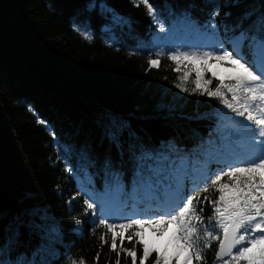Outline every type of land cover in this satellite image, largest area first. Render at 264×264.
Here are the masks:
<instances>
[{"label": "snow or ice", "instance_id": "obj_1", "mask_svg": "<svg viewBox=\"0 0 264 264\" xmlns=\"http://www.w3.org/2000/svg\"><path fill=\"white\" fill-rule=\"evenodd\" d=\"M141 4L163 34L159 40L172 39V29L159 19L157 9L149 0H134V6ZM95 7V0H88L83 10L91 12ZM185 31L195 39L172 47L165 43L155 59H148V69H158L165 54L176 65L174 71L186 67L175 87L219 101L223 108L216 111L214 131L220 139L210 132L189 148L183 144L182 126L176 123L167 137L154 140L142 124L148 119L146 112L101 111L96 126L98 146L104 150L97 152L86 142L81 154L91 165L99 164L104 187L97 190L86 173L81 180L86 186L84 215L92 217L93 233L96 228L105 230L99 236L100 246L108 245L115 253V264H121L122 255L131 264H204L205 250L213 242L218 245V264H264V0H215L208 22L199 26L188 21ZM216 68H225L226 73L221 75ZM193 72L195 87L190 90L185 84ZM207 72L217 80L214 88L212 79L205 78ZM174 111V106L169 107V112ZM206 118L207 113L180 117ZM37 123L45 125L54 143L60 140L46 121ZM57 158L65 161L69 175L75 172L59 147ZM129 171L130 197L125 188ZM201 193L206 194L203 199ZM74 200L76 196L67 203ZM130 201L131 211L125 213ZM205 203L211 206L207 218L201 206ZM47 220L27 197L7 204L0 196V264H51L47 257L57 255L54 244L62 233ZM75 224L79 227L82 221ZM166 233L170 235L162 241ZM33 239L38 242L29 249ZM124 241L131 247H124ZM69 264H86V260L70 259Z\"/></svg>", "mask_w": 264, "mask_h": 264}, {"label": "trees", "instance_id": "obj_2", "mask_svg": "<svg viewBox=\"0 0 264 264\" xmlns=\"http://www.w3.org/2000/svg\"><path fill=\"white\" fill-rule=\"evenodd\" d=\"M87 2L0 0V196L7 204L27 197L47 215L46 223L58 225L62 236L54 244L57 255L47 257L51 264H69L70 259L81 257L86 264L116 261L108 245L100 246L103 227L93 233L92 217L83 212L82 188L86 186L81 180L86 173L94 179L97 190L104 187L99 164L91 165L81 154L86 142L93 144L97 152L104 150L98 146V113L144 111L148 119L142 124L154 140L167 137L179 123L183 144L189 148L201 138L207 139L210 132L220 139V133L214 131L216 111L223 108L219 101L197 93L189 95L175 87L186 67L182 65L179 73L174 71L176 65L165 54L158 69H148V59H155L156 51L165 43L172 47L182 42H161L163 34L158 32L157 24L142 4L134 6V0H95L91 12L83 10ZM149 2L157 9L159 19L172 29V36L185 37H191L185 31L187 22L203 26L215 4V0ZM73 3L79 7H71ZM223 29L222 22L221 33ZM205 78L212 79L210 87L214 88L217 80L210 72ZM194 79L193 72L185 84L190 90L195 87L191 82ZM161 105L164 107L158 108ZM171 106L174 112H169ZM223 111L233 115L227 109ZM205 113L206 119H180L181 115ZM38 120L54 128L60 140L54 143ZM58 147L75 169L72 175L65 171V161L57 158ZM125 188L130 197V171L126 173ZM200 195L203 199L206 194ZM207 195L214 198V194ZM73 196L76 200L67 203ZM201 206L205 218L210 216L211 206ZM77 219L82 221L79 227ZM37 242L33 239L28 248ZM123 246L131 247V242L124 241ZM216 249L213 242L205 250L204 264H218ZM121 264H131V259L122 255Z\"/></svg>", "mask_w": 264, "mask_h": 264}, {"label": "rangeland", "instance_id": "obj_3", "mask_svg": "<svg viewBox=\"0 0 264 264\" xmlns=\"http://www.w3.org/2000/svg\"><path fill=\"white\" fill-rule=\"evenodd\" d=\"M176 38H177V34L173 35V36H172V39H170L169 42L175 40ZM191 40H193V39L185 40V42H188V41L190 42ZM157 44H160V45H161L160 42H157ZM214 70L217 71V72H218L219 74H221V75H224V74L226 73V69H225V68H216V69H214ZM146 235H148V234L146 233ZM163 238H164V237H163ZM163 238H161V240H162Z\"/></svg>", "mask_w": 264, "mask_h": 264}, {"label": "bare ground", "instance_id": "obj_4", "mask_svg": "<svg viewBox=\"0 0 264 264\" xmlns=\"http://www.w3.org/2000/svg\"><path fill=\"white\" fill-rule=\"evenodd\" d=\"M170 235V233H166L164 238L162 239V241H166L168 239V236Z\"/></svg>", "mask_w": 264, "mask_h": 264}]
</instances>
